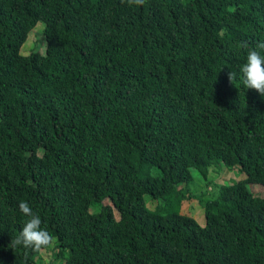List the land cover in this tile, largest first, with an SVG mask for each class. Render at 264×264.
Wrapping results in <instances>:
<instances>
[{"label": "trees", "instance_id": "obj_1", "mask_svg": "<svg viewBox=\"0 0 264 264\" xmlns=\"http://www.w3.org/2000/svg\"><path fill=\"white\" fill-rule=\"evenodd\" d=\"M260 42L264 0H0V264L49 248L11 246L21 201L64 264H264V96L240 71ZM222 165L246 179L189 192Z\"/></svg>", "mask_w": 264, "mask_h": 264}, {"label": "rangeland", "instance_id": "obj_2", "mask_svg": "<svg viewBox=\"0 0 264 264\" xmlns=\"http://www.w3.org/2000/svg\"><path fill=\"white\" fill-rule=\"evenodd\" d=\"M38 28L34 29L25 47L21 49L23 55L30 54L31 52L39 51L44 53V36L42 35L43 23H40ZM24 49V50H23ZM24 52V53H23ZM42 154V152H41ZM211 172L206 179L198 170L192 169L193 182L189 185V192L196 195L208 196L218 193L220 187L225 184H231L235 181L246 179V174L236 166L233 169L212 167ZM250 189L256 196L264 197V186L258 184H249ZM146 203L152 200L151 196H145ZM105 205H111L109 200L104 202ZM99 208V207H98ZM188 216L194 217L201 226L206 225V212L200 200L192 199L184 202L183 212ZM119 218V215L116 214ZM54 240L53 244L46 250H43L36 258V264H64L65 258L59 255V249L56 248L57 243ZM60 248V247H59Z\"/></svg>", "mask_w": 264, "mask_h": 264}, {"label": "clouds", "instance_id": "obj_3", "mask_svg": "<svg viewBox=\"0 0 264 264\" xmlns=\"http://www.w3.org/2000/svg\"><path fill=\"white\" fill-rule=\"evenodd\" d=\"M145 0H128L130 5H143ZM247 48V44L244 45ZM257 49L264 50V42L256 45V49H251L247 52L246 62L240 69L243 74L241 83L247 89H254L264 96V55L260 54ZM229 80L234 84L236 73L229 72ZM20 211L29 219L23 224L19 235L11 240L13 248L23 246L31 248L36 252H40L45 248L50 247L54 242V237L41 227V218L33 213L32 208L27 202L21 201L19 204Z\"/></svg>", "mask_w": 264, "mask_h": 264}]
</instances>
